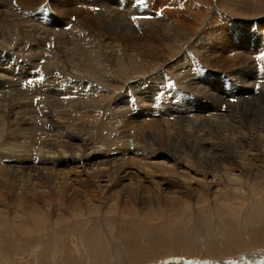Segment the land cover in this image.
<instances>
[{"label": "bare ground", "instance_id": "bare-ground-1", "mask_svg": "<svg viewBox=\"0 0 264 264\" xmlns=\"http://www.w3.org/2000/svg\"><path fill=\"white\" fill-rule=\"evenodd\" d=\"M21 1H24V0H21ZM89 1H90L89 5L91 8H94L95 10H99L100 8L103 9V11L101 12L102 13L101 16L99 14H96V15L99 17L100 20H102L106 23L104 26L106 29L110 30V32H101V33H94L93 32V34H91L87 30L86 31L87 33L86 32L84 33V32H81L82 31L81 30L82 23L80 25V29L76 28L77 24H76V27L73 26L71 28L70 21L67 22L68 19L66 21H64V19H61L59 22V25L62 24V22L64 21L63 24L64 25L66 24L64 27H66V26L69 27L68 31L70 32V34H69V36H68V34H66L68 36L69 40L64 38L65 42L63 44H59V45L57 44L56 45V43H55V45L51 46V48H49V49L47 47L44 48L43 45L39 44L43 48L40 47V49L36 50L29 58V59H32L33 62H34V60H36L38 62L37 64L33 65L32 62H31V64H26L23 60V61H21L22 62L21 65H20V63H18L17 67H15V72H16V74H18V76H16V77L13 76L12 78H10L11 77L10 76V77H8V79L6 77H5V79H3L5 82V85L4 84H2V85H4L5 88L6 87L8 88L6 91L7 93L4 92V93H6V95H16L17 93L19 94L18 90L20 88H27L29 91H31V88L32 89L34 88L33 89L34 94L32 92L33 96L31 94H28V95H31V97L29 96L30 98L28 97L29 99L25 98L28 95L25 97H19L16 101H13V103L9 109H7V110L5 109L6 111L4 113L3 109H4V107L7 106V104H6V106H3V109H2L3 112H1L3 114L0 115V122H1V120H3L4 117H6L7 115L10 114V116H8L7 122H9L10 127L14 128V131H12V132L9 131V134L13 138L11 140H7V141L3 142L2 144H0V154H1L0 155V161L2 160V163L0 164V177H1V175H3L1 178V182L3 183V185H2L3 187H5L9 191L16 188V187H17V189L23 187L22 189L24 190V185L26 186L27 182H29L31 180V182H29V184L32 183L30 185H32L37 190L38 187L40 186V180H38L39 177L44 178L45 176L47 177V178L45 177V179L51 180V182H56L57 180H61V181H58L56 183V186L64 185L67 183H70L74 186V183L83 182V180H81L80 177L85 176V178H87V182L90 183L89 186H95V185H93L92 181L98 182V178L103 177V175L115 176L114 174L117 173L120 176V177H118V179L120 178L119 179V183H120V181L123 182L125 179L131 180L132 177H134L132 175L135 172H143V173L150 175V176H152L155 173H156L155 175H157L159 171H161L162 173L163 172L166 173L167 172L166 170L168 168H166V170H165L163 168L164 166L161 165L160 161H159L160 164H158V162L156 160L162 158L163 156H168V155L163 154V152L161 154L160 153L161 151H159V152L154 151V150L149 151L148 150L149 147L151 149L152 146H145L143 144L145 147H148V149L146 150L145 147L143 145H141V143L137 139H135L134 129L122 131V133H124V132L126 133L125 135L122 134L124 139L119 138V141L117 140L115 146H113V145L109 146V144H107L106 148H105L104 145L103 146L100 145L101 143L100 144H94L93 141L96 142V140H91L89 138L91 140L90 141L87 137L76 133L73 130V127L71 128L72 124L69 125L70 123L68 121L69 119H71V115L69 113H71L72 111H75V114L76 113L79 114L81 112L85 113V112L90 111V108L94 107V106L96 108L102 109L101 103H103V102H105V103L111 102V104H109L111 109H109V110H113L114 112L115 111L117 112V111H123L124 108L122 110L119 108H121L122 106L124 107V105L127 106V109L129 108L128 107L129 104L131 106H135L136 105L135 100H139L138 108H136L137 106H135L137 111H140V114H138L139 115L138 117L140 118V120L143 118V120L141 122L143 128H145L147 130L150 129L151 131L153 130V132L156 133L154 135V138L160 137V135L165 134L164 137L166 138V141L168 142L167 145L171 142L178 143V141L184 139V141H185L184 147H186V148H184V149L181 148L182 150L179 152L177 151V153L174 155L175 164L177 165V170H179V171L177 172L176 169L173 170L170 167L172 172L177 173V175H176L177 177L178 176L182 177V175L186 176L185 180L180 178V180H179L180 184L178 186V189L176 190V191L182 192L183 194L185 193L184 196H187L186 193L190 192L193 189V187H192L193 182H192V180H190L192 178L191 177H190V179L188 178V176L191 174L184 169H187L188 171H190L191 169H193L195 171L198 170V172H200L201 174L202 173L208 174V175L211 174L213 177H215V178L217 177V175L213 172V167L211 166V164L208 163L207 161L201 159L202 156L208 158L209 155H216V153L219 155H222L221 153L225 152V150L219 148L220 144L216 142L217 139H216V141L213 139V137H214L213 134H215L216 138H221V134L226 135V136L232 135V137L235 140H237V143H239L238 141L241 140L240 141L241 143L237 145L238 153H239V149H241L240 145L243 143H246L247 145L249 143H252V144L255 143V145L258 146L257 148H259V147L261 148L262 146H264V95H262L260 97H256L255 93L251 89V86H254L260 92H264V84L262 86H259L260 82L257 85V83L255 81L254 82L251 81V80L257 81V79H255V74H254V70H253L254 67H256L255 66L256 60L253 59L251 57V55L249 54L250 51L256 52L264 60V42L260 43V45H259V38H258L257 34L253 35V36H255L253 43H247L246 44V46L248 48L245 47V41L244 40L242 41L243 37L251 39L252 34L249 33L248 30L252 28V25L257 24L256 25L257 31L259 33L264 32V21H261V19H260L261 15H264V0H252L251 2H249V1L245 2L243 0H213L212 3L213 4L215 3V7H217V4L222 7V9L219 8L218 10H220V11L223 10L222 11L223 13H219V12L215 13L214 8L212 10L208 11L207 8H209V7L206 8V5L203 4L202 0L199 2L197 1L196 4H193V3L189 4L188 1L184 2V0H147V2L149 4V9L150 8L152 9L151 4L154 3L155 4L154 8H156V10H157L156 12L157 13H158V11L161 12L158 15H156V13H153L152 17L150 16L149 19H147V17L143 18L146 13H150L149 10H146V8H145L146 0H116V1L115 0H89ZM17 2H19V1L17 0ZM11 3H12V0H0V7L1 8L5 7L3 9L0 8V10H3V11H1V13H5L6 18L13 15L12 17H14V20H15V19L19 18V17L15 18V16L17 17V15L20 13H18V12L15 13V12L19 11L20 6L13 8V5H15V6H17V5L15 2H14L15 4L12 3L13 5ZM9 4L11 5L10 8H8ZM21 5H22V3H21ZM97 6H100V8ZM231 8H232V10H230ZM233 8H236V9L233 10ZM5 9H8V11L7 10L5 11ZM9 9H11V10H9ZM14 10H15V12H14ZM242 10L245 12L244 13L245 15L244 14L242 16H236L235 15L236 11L238 12V11H242ZM22 11L23 10H21L19 12H22ZM42 12L45 15H40L38 13L35 15L36 18L33 17L34 18L33 21L31 20V23L33 24V22H34L35 23L34 26H36L34 33L37 34V32H38L39 36L40 35L43 36V34L47 35L48 32L50 33V31L51 32L54 30L57 31L59 28L49 29V28L45 27V23H46L45 19L49 16H48L47 12H45V11H42ZM22 13H25V12H22ZM136 14H138V15L134 16ZM218 14H221V16H218L216 18V16ZM21 15H23V14H21ZM26 15L29 16L30 14L26 13ZM26 15H24V16H26ZM60 16H63V15H60ZM67 16H68V14H67ZM118 16H119V20L115 21V19H113V18L114 17L118 18ZM22 19H23V16H22ZM36 19H38V21ZM73 21H74V19H73ZM246 21H248V27H246V25H244V24H247ZM7 22H8V20H7ZM22 22H23V20H22ZM76 22H74V23H76ZM1 23H2V21H1ZM18 23L20 25V22H18ZM24 23L27 24L29 22L26 23V20H24ZM77 23H80V22H77ZM15 24H17V23H15ZM19 25H18V27H19ZM1 26L3 27L4 25H0V27ZM228 27H230V28H228ZM8 28L9 27H7V29ZM27 28L28 27H26L25 30H27ZM7 29H6V31H7ZM63 29L64 28L60 29L59 31H61V30L64 31ZM137 29H142L143 30L142 32H144V34L151 36L152 42L145 43L147 45V47H146L147 50H149L150 54H151V57L149 58V60H151V62H153L157 65L161 62L160 60H162V57H164V58L168 59V63L165 65V68L163 67L164 69L162 70V72L159 75H157L158 77H156V75H154V76L151 75L150 77L148 76L147 79L156 80L152 86H151V84L148 86H144V84H143V87H141L140 82H137L135 84H133V83L131 84V82L129 81L130 84L124 89L121 87V85L123 83H128L129 79L130 80H131V78L133 79V77H131V75L128 71L132 70L136 74L141 73L143 71L145 65H146V63L144 65L143 57H144V55L148 56L149 51L142 49L141 54H135V55H138L139 57H134V58H131L128 60H124V59L120 58V56L113 49H111L114 47V45H110L109 43H110V40L115 35H117V37H120V39H118V42H120L121 38L126 36V35H124L126 33L128 36H129V34L134 36L135 34H137L140 31V30L138 31ZM3 30L4 29H2V31ZM6 31L4 32V35L5 34L8 35L9 31H7V32ZM22 31H24V30H22ZM68 31L66 32V30H65L64 32L68 33ZM57 32H54V33H57ZM79 32H80V34H79ZM21 34H23V33H21ZM21 34H19V35L21 36ZM25 34L27 35L26 32H25ZM110 34H111V36L109 37ZM7 35H5V36H7ZM26 35H23V36L25 37ZM23 36H21L19 38L23 39ZM72 36L77 37V39L80 38V40L76 41L77 43L74 44L72 47H70L69 45L71 44V38L74 39V37H72ZM128 36H126V37H128ZM1 37L3 39L4 36L2 35ZM51 37H53V35H51ZM126 37H125V39H126ZM40 38H42V37H40ZM8 39H10V38H8ZM14 39H11V40L14 41ZM0 41H1V39H0ZM17 42H19V41H17ZM43 42H45V41H43ZM9 44H10V42H9ZM162 44H163V47H162V50H160V45H162ZM80 45H83V46L81 47ZM20 46H22V45L20 44ZM127 47L130 48V46H127ZM131 47L137 49L136 47H134V45H131ZM26 49H27V47H26ZM74 49H79L80 52H84V50H85V52L88 51V53L95 54L94 59L96 60V63H95L96 65L93 64V65H95V67H93V69H95V72L92 73V75L89 76L86 72H85L86 73L85 74L80 68H78L75 65V62L77 60H79L77 51L75 52V54H73L72 60L70 59V57H71L70 54L68 53L69 54L68 55L66 52L73 51ZM192 49H194L195 53L193 52L194 56L192 55V57H190L188 55V52L191 51ZM235 49L240 51V52H238L239 53L238 57H240L241 54L246 55V58L249 59L248 66L242 65V66H233L232 68L229 67V65L232 63V59L227 58L228 53L230 51L234 52L233 50H235ZM164 50H165V52H164ZM208 51H211L214 53H211L209 55L208 59H203L202 54H204ZM218 53L220 54V57H219V55L214 56L215 54H218ZM198 54H200V55H198ZM23 55H25V54H23ZM19 57H20V54H19ZM87 57H90V56L88 55ZM173 57H175V58H173ZM235 57L236 56L233 57L234 58L233 61H235ZM90 58H92V57H90ZM171 58H173L172 60H174V61H171ZM86 60H87V58H86ZM18 62H20V61H18ZM78 62H80V61H78ZM188 63L190 64V66L189 65L187 66ZM86 64L87 63H85V65ZM149 64L150 65H148L147 71H149L152 67L151 63H149ZM176 64L180 68L178 69L177 72L175 71L173 73L172 71L174 70V67H176ZM193 67H195L194 68L195 70L192 72ZM86 71H88V70H86ZM147 71H144L143 74L147 75L149 73H152V72H147ZM212 71L215 73L213 75V79L211 78V72ZM191 72H192V74H191ZM111 73H113V76L115 77L117 85L112 84L111 86H108L107 84L104 83L106 80L108 81L110 79L109 76L111 75ZM222 73H226V74L232 76L233 81H235V82H236V79H240L241 82L243 83V87L246 86L247 94L249 93L248 98H243L241 93H237L238 88L234 89V90H236L234 92H233V89L231 88L230 95L227 96L224 89H223L224 83H223L222 79L220 78V75H222ZM7 74H9V72ZM155 74H156V72H155ZM139 75H141V74H139ZM146 77H145V79H146ZM119 78L121 80H119ZM162 78H164L168 83L167 82L166 83L161 82L160 80ZM0 79H2V78H0ZM140 79H141V77H140ZM49 81H51V82H49ZM61 81H63V82L66 81L65 82L66 84L68 81H70V82L73 81V84L71 83L72 87L75 84L74 81H76L77 83L79 82L80 86H78L79 88L77 87V84H76V86H74V88L75 87L78 88L77 90H71V89L70 90H67V89L61 90V88H63V87H60L61 85H59ZM140 87H141V89H139ZM38 88H39V90H38ZM0 89H2V88L0 87ZM137 89H139V90H137ZM80 90L83 91L84 93L79 94V92H81ZM116 90L120 91L119 94H116L114 97H112L114 91H116ZM29 91H27V92H29ZM115 93H117V92H115ZM141 93H143L145 95L147 93V94H149V96H145V95L142 96ZM24 94H26V93H24ZM171 94H174L173 98H175L177 100L178 105H179V109H178V107H177V109H171L172 107L168 108L169 106H167V109L164 110L165 109L164 102L163 101H162V103L160 102V96H163L162 98H164L166 100L169 96H172ZM68 95H73V98L68 96ZM64 97H66V98H64ZM139 97L145 98L144 101H150L152 104L148 103L149 105L148 104L145 105L146 102L142 103V101H140V99H138ZM229 97H237V100H238L237 103L238 104L236 102L235 103L239 106L230 102ZM244 97H246V96H244ZM219 98H224L225 100H222ZM124 99L126 101H124ZM168 100H169V98H168ZM117 101H119V103H117ZM214 101H218V102L223 103L224 104L223 107H226V112L223 113L220 110V113H218L219 111L216 113V111L218 109H217V106L214 105ZM97 102H99V104ZM195 102H198L200 107H194L193 105ZM218 102H217V105H218ZM221 103H219V105ZM121 104H122V106H121ZM1 105H2V103H1ZM109 105L107 107H109ZM111 105H114L116 107L115 108L113 107V109H112ZM220 106H218V107H220ZM157 107L162 108V109L160 111L154 110V111H152V113L145 114V112L148 111V109H157ZM223 107H220V108H223ZM234 107H235L236 111L232 112V109ZM133 108L134 107H132V110H135ZM193 108H194V110L200 109L202 111V113H201V111L200 112L198 111L200 115H197L198 113L196 112L197 114L192 116V112L194 111V110H192ZM107 110H108V108H107ZM223 110H224V108H223ZM129 111L130 110H128V113H130ZM148 112H150V111H148ZM127 116H128V114H127ZM75 117H73V118H75ZM83 117H84V115L82 116L81 119H83ZM116 117H114V118H116ZM90 118H91V115H90ZM119 118H120L119 121L121 122V118H123L122 113L119 115ZM78 119H80V117H78ZM88 119H89V117H88ZM83 120L85 121V119H83ZM71 121H72V119H71ZM144 122H146V123H144ZM133 124H135V123H133ZM179 125H181V126H179ZM79 126H81V125L79 124ZM126 126L127 125H124V127H126ZM78 127H77V129H78ZM129 127H131V125ZM129 127H126V128H129ZM140 128L141 127H139V129ZM226 128H228V129H226ZM185 129H186V133H184V136H183L184 138H183L180 135V133L185 131ZM140 130L138 132H140ZM80 131H78V132H80ZM88 131H91V130H89V128H88ZM93 131H94V129H93ZM118 133H120V132L118 131ZM90 134H91V132H90ZM141 134L147 136L149 133L146 131H142ZM114 135H116V134H114ZM142 135H139V137H141ZM190 136L194 137V141L192 143L189 142ZM230 136H229V138H230ZM101 138L103 139L102 136H101ZM225 138H228V137H225ZM96 139L98 141V138H96ZM103 140H101V141L103 142ZM144 140H145V138H144ZM107 141H104V142H107ZM115 141H116V139H115ZM248 141H250V142H248ZM194 142H195V144L197 143L198 146L196 147L194 145L196 148L191 149L190 147H192ZM143 143H145V142H143ZM15 144L18 146H16ZM102 144H105V143H102ZM177 145H179V144H177ZM158 147H159V145H158ZM235 147H236V145H235ZM247 147L248 146H246V148ZM187 149L190 152L197 153V155H196L197 157H195L194 158L195 161H193L195 164L190 162L189 161L190 159L185 158L190 153V152L189 153L187 152ZM258 151H260V150H258ZM256 153H257V150L253 154V157L255 159H257V161L260 160V158L258 159L257 156H262V155L264 156V153H262V154H260V153L256 154ZM131 154H133V157ZM120 155L123 157H127V158H121ZM240 158H241L240 161L242 160V162L241 163L237 162L238 165H237V167L235 166L236 168H234V169H232V167H231V169H227L225 166L219 167L223 171H226L228 173V176H229L228 177L226 175L229 179L228 178L223 179L224 177L220 178L221 183L223 180H229L230 183H233L230 179H238L241 181L242 175L245 173H249L250 175H248V177H251V178H257L258 176L262 177V175L264 174V169H263L264 167L261 166L260 163H257L256 166L254 164H253V166H251L250 162L245 160L243 153L241 154ZM118 159H120V160H118ZM261 159H263V157ZM8 160L12 161L13 163L12 164H10L11 162L7 163ZM191 160H193V159H191ZM220 160H221V158H220ZM252 160H254V159H252ZM4 161H6V162H4ZM236 161H237V159H236ZM254 161H256V160H254ZM133 169H135V170H133ZM157 170H159V171H157ZM168 171H169V169H168ZM181 171L182 172L186 171V172L185 173L183 172V174H182ZM161 172H159V174H162ZM97 175H100V176L98 177ZM166 175L169 176V174H166ZM95 176H97L98 178L94 179ZM184 176H183V178H185ZM35 177H37V178H35ZM88 177H90L91 179ZM153 177H154V175H153ZM192 177H194V176H192ZM206 177H205V180H207ZM239 177H241V178H239ZM11 178H15V179L13 180ZM156 178H158V177H156ZM156 178H153V179L156 180ZM118 179H116V180H118ZM158 179H161L160 180L161 183L167 182L166 181L167 178H158ZM164 179H166V180L163 181ZM104 180H105V178H104ZM168 180H169V178H168ZM246 180L247 179H245V181ZM23 181H24V183H23ZM114 181H115V179H114ZM154 181H152V182L154 183ZM115 182H114V184H116ZM142 182L143 181H141V179H137V180L135 179V181H132V182H130V181L125 182L124 183L125 185H122L121 187L118 186V189H116V190H113V189L110 190L109 189L110 192H108V191L103 192L102 190L97 189L98 188L97 186L95 188V187H89L87 185L82 184L86 189L80 190V188L77 187V189H76L74 186V188L72 189V193H74V194L72 196H69L70 197L69 199H70L71 203L76 201V203L78 205H81L80 204L81 202L82 203L85 202L86 204H88V206L94 207L97 210H102V209H104V207H108L106 209L111 210L109 207L111 204L108 206L107 204H105V201L103 199L106 196V192H108L109 195L110 194H112L113 196L116 195L115 196V207H119L118 205L120 203H123L122 207L129 209L130 207H128V206H130V203L128 200H125V199L123 200V197L135 196L138 199V194L147 190V189H143V187L141 186ZM144 182H146V181H144ZM216 182L218 184V181H216ZM153 183H152V188H153ZM149 184H151V183L149 182ZM196 184H198V183H196ZM205 184L206 183H204V185ZM97 185H99V184L97 183ZM136 186H139V189L136 188ZM145 186H147V185H145ZM206 186H204V187H206ZM115 188H117V187H115ZM208 188H210V186H208ZM194 189H195V187H194ZM30 190L31 191H29V190H27V191L28 192L33 191V189H30ZM211 190H212V188H211ZM217 191H219V190H217ZM36 192H38V191H36ZM171 192H173V191L171 190ZM118 193L121 194V198H119L117 196ZM148 193L150 194L151 192H148ZM163 193H165V192L163 191ZM151 194H150V196H151ZM206 194H203V195H206ZM2 195H4V194H2ZM142 195H144V194H142ZM139 196H141V195H139ZM150 196L148 195V196H145L144 198L139 199V201L141 202V205L143 204V207H140L141 209L147 211L149 206L150 207H153L156 205L161 206L162 201H160L158 199L160 196L158 198H155L156 196L155 197H152V196L150 197ZM171 196H173V195H171ZM17 197L18 196H15L13 198L11 197V199H16ZM66 197H68V196H66ZM81 197H83V199H78ZM63 198H65V196ZM84 198L86 199L85 201H84ZM204 198H206V197H204ZM207 198H208V196H207ZM95 200L97 202L94 204L92 201H95ZM199 200L201 201V199H199ZM182 201H184V200H182ZM196 203H200V202H198V200H197ZM181 204L182 203H180V205ZM187 204H188V202H187ZM187 204L185 202V205H187ZM170 206H171V204H170ZM172 206H174V205H172ZM0 208H2V207H0ZM0 213H2V212L0 211ZM16 213L17 212H15V214ZM148 213H149V210H148ZM143 215H145V214H143ZM148 218L151 220L150 217H148ZM153 219H152V221H153ZM149 227H150V225H149ZM223 227L224 226H222V228ZM226 228H227V231L225 233V236H228L227 237V240H228L227 243H225L226 242L225 241L224 244H221L222 246H220V245H218L219 243L216 244V242H215V244L211 248L212 249L211 253H215V255H219V256L222 254V256H223V254H225L227 252H231V253L234 252V251H231L233 249H237L238 251L249 250V248H258V249L263 248L264 249V227L259 228V229H255L254 231H251V232H248V235L251 237L250 242L242 240V238L240 237V235L238 233L233 232L234 231L233 228H231L229 226L228 227L226 226ZM234 228H236V227H234ZM121 229H122L121 231H118L119 232V241H121V243L124 246L127 254L130 255L129 258L127 257L128 259L125 261L124 264H140L141 262H138V261L151 260L152 257L154 258L156 255L171 254L172 250H176L178 248H183V252H186L188 250L187 244H189V243H186L187 240H185L184 238H182V243L175 242V241L170 242L168 240L170 234L169 235L163 234V237L161 239H159V241L157 240V244L160 247V249H162V250L150 251L149 247L143 248V246L140 243V240L138 239L137 236H133L132 239L131 238L127 239L126 235H128L129 233L126 232V229H124L122 227H121ZM151 229H152V227H151ZM156 233L158 234V232H156ZM244 235L246 236V234H244ZM155 236H157V235H155ZM217 236H218V234H217ZM159 237H161V236H159ZM246 238H248V237L246 236ZM237 239H239V240H237ZM15 240L20 241V238L15 237ZM188 240H189V238H188ZM220 242L223 243L221 240H220ZM1 243L2 242H0V244ZM150 244H152V242H150L148 245H150ZM191 244H194V241L192 239H191ZM5 246H6V249L10 248V246H11L10 241H7ZM191 247H192V245H191ZM195 247H194V249H195ZM257 251H259V250H257ZM198 252L200 253L199 249H198ZM205 253L206 252H204V254ZM7 254H9V253H7ZM182 254H185V253H182ZM243 254H245V253H243ZM260 254L261 253H259V255ZM197 255H199V254H197V252H196L195 257ZM253 256H254V254H253ZM209 257H210V255H209ZM66 258H67V256H66ZM164 258L165 259H163V260H161L162 258L159 259V260H161L160 264H170V263L176 264L175 261L167 263V261L170 260V259H168L169 257L168 258L164 257ZM219 258H221V256ZM205 259H203V260H205ZM214 259H212V260H214ZM257 260H263L264 261V252L263 251H262V254L260 255V257L257 258ZM189 261H191V260L188 259V262ZM225 262L227 263L228 261L226 260ZM145 263H149V262H145ZM182 263H183V261H182ZM202 263H204V262H202ZM157 264H159V263H157ZM186 264H188V263H186Z\"/></svg>", "mask_w": 264, "mask_h": 264}, {"label": "rangeland", "instance_id": "rangeland-1", "mask_svg": "<svg viewBox=\"0 0 264 264\" xmlns=\"http://www.w3.org/2000/svg\"><path fill=\"white\" fill-rule=\"evenodd\" d=\"M18 1L19 2H17V0H12V3L15 2L17 6L13 5L12 3L11 4L13 5V8L20 6L21 8L19 7V11L23 10L22 12H25V13H22L19 11L15 12V10H14L15 13H17V12L20 13L17 15V17L14 15L15 18L19 17L18 18L19 20L15 19L16 20L15 21L14 17H12L13 15L6 18L5 13H1V11H3V10H0V23H1V21L3 23V24L1 23L0 25H4L3 26L4 28L2 26H1L2 28L0 27V37L2 35L4 36L3 39H2V37L0 38L1 39V41H0V71H1L0 72L1 73L0 78H2V79H0V87L2 88V89H0V92H1L0 93V115L3 114L1 112H3L2 111L3 106H6V104H7V106L4 107V109H3L4 113L7 109H9L11 107L13 101H16L19 97H25L28 94H31L33 96V94H34V92H33L34 88L33 89L31 88V91H29L27 88H20L21 90L20 89L18 90L19 94L17 93L16 95H6V93H7L6 91L8 88L7 87L5 88V86H4L5 82L3 79H5V77L8 79V77H10V76H11L10 78H12L13 76L14 77L18 76V74H16V72H15V67H17L18 63H20V65H21L22 64L21 61H23V60L26 64H31V62L33 63V65L37 64L38 62L36 60H34V62H33V60L29 59V58L36 50H39L40 47L41 48L47 47L49 49V48H51V46L55 45V43H56V45L57 44L58 45L63 44L65 42L64 38L68 39V36L70 34V32L68 31L69 27H67V26L64 27L66 25V24L65 25L63 24L64 21H66L68 19L67 22L70 21L71 28L73 26L76 27V24H77V27H76L77 29L78 28L80 29V25L82 23V25H81L82 31L81 32H84V33L87 30L91 34H93V32L94 33L110 32V30L106 29L104 26L106 23L104 21L100 20L99 17L96 15V14H99L101 16L102 15L101 12L103 11V9L100 8V6H97L100 8L99 10H95L94 8H91L89 5V3H90L89 0H82V1L81 0H78V1L77 0H44V1L43 0H30L31 2L29 0L28 1L27 0H24V1L18 0ZM187 1L189 4L190 3L196 4L197 1L199 2L201 0H190V1L184 0V2H187ZM202 1H203V4L206 5V8L209 7V8H207L208 11L212 10L214 8L215 13L216 12L217 13L218 12L223 13L222 12L223 10L222 11L218 10L219 8L222 9V7L218 4H217V7H215V3L214 4L212 3L213 0L212 1L211 0H209V1L208 0L207 1L202 0ZM243 1L251 2L252 0H243ZM21 3L23 6L21 5ZM10 6L11 5L9 4L8 8H10ZM151 6H152V9L151 8L149 9V4L146 0L145 8H146V10H149L150 13H146L145 16L143 15L144 16L143 18L147 17V19H149L150 16L152 17L153 13H156V15L161 13L159 11H158V13L156 12L157 10H156V8H154L155 7L154 3H152ZM3 8H5V7H3ZM3 8H1V9H3ZM235 9L236 8H233V10H235ZM6 10L8 11V9H5V11ZM9 10H11V9H9ZM230 10H232V8ZM42 11L47 12L48 16H49L45 19V22L47 23V24L45 23V27L49 28V29L59 28L57 30L58 32L56 30L52 31L53 33L50 31V33L48 32L47 35L43 34V36L42 35L39 36L38 32H37V34L34 33L36 26H34L35 25L34 22H33V24L31 23V20L33 21V19L36 18L35 15L38 13L40 15H45ZM26 13L30 14V15L27 16ZM244 13L245 12L243 10L238 11V12L236 11L235 15L236 16H242ZM21 14H23V15H21ZM67 14L69 17L67 16ZM24 15H26V16H24ZM60 15H63V16H60ZM137 15L138 14H136L134 16H137ZM22 16H23V19H22ZM218 16H221V14H218L216 16V18ZM61 19H64V21L62 22V24L59 25V22ZM73 19H74V21H73ZM113 19H115V21H117V20H119V16H118V18L114 17ZM260 19H261V21H264L263 20L264 15H261ZM7 20H8V22H7ZM22 20H23V22H22ZM24 20H26V23L27 22H29V23L25 24ZM36 20L38 21V19H36ZM17 21L20 22V25ZM76 21L80 22V23H77ZM72 22L73 23L76 22V23L73 24ZM246 22H247V24H244V25H246V27H248V21H246ZM15 23H17V24H15ZM18 25H19V27H18ZM256 25L257 24L252 25V28L248 30V32L252 34L251 39H248L245 37L242 38V41L243 40L245 41V47L246 48H248L246 46L247 43H253L254 42L255 36H253V35H255V34L258 35L259 45H260V43L264 42V32L259 33L256 29ZM7 27H9L11 30L9 28L7 29ZM26 27H28L27 30H25ZM62 28H64L63 29L64 31L65 30H66V32L68 31V33L64 32L62 30L59 31ZM228 28H230V27H228ZM2 29H4L5 31L7 29V31H9L8 35L5 34L7 36L4 35L5 31L4 30L2 31ZM21 29L24 31H22ZM137 30L138 31L140 30L138 32L139 34L137 33L134 36L129 34V36H128L126 33L124 35H126L128 37L124 36L123 38H121L120 42H118V39H120V37H117V35L113 36V38L110 40L109 44L114 45V47L111 49H113L120 56V58H122L124 60H128V59H131L134 57H139L138 55H135V54H141L142 49L147 50V48H146L147 45L145 43L152 42L150 35L144 34V32H142L143 31L142 29H137ZM14 31L15 32L17 31V32L15 33ZM19 31L23 34H21ZM25 32L27 33V35L28 34L29 35L27 36L25 34ZM54 32H57V33H54ZM19 34H21V36H23V35H26V36L25 37L23 36V39H22V38H19V37H21ZM66 34H68V36ZM79 34H80V32H79ZM51 35H53V37H51ZM110 36H111V34L109 35V37ZM40 37H42V38H40ZM72 37H74V36H72ZM125 37H126V39H125ZM8 38H10V39H8ZM11 39H14V41ZM72 39L73 38H71V44L72 45L70 44L69 45L70 47H72L74 44H76L77 43L76 41L80 40V38L77 39V37H74L73 40ZM17 41H19V42H17ZM43 41H45V42H43ZM9 42H10V44H9ZM20 44L22 46H20ZM39 44L43 45V47ZM131 45H134V47H136L137 49L132 48ZM80 46L82 47L83 45H80ZM127 46H130V48H128ZM26 47H27V49H26ZM162 47H163V44L160 45V50H162ZM76 51L78 52L79 60H77L76 62L74 61L75 65L78 68H80L84 73L86 72L89 76L92 75V73L95 72V69H93V67H95V65H96L95 64L96 60L94 59L95 54L88 53V51L85 52V50H84V52H80L79 49H74L73 51L66 52L67 54L68 53L70 54L71 60H72L73 54H75ZM147 51H149V50H147ZM233 51L234 52L230 51L228 53L227 58L232 59V63L229 65V67L232 68L233 66H242V65L248 66L249 59L246 58V55L241 54V56L238 57L239 56L238 52H240V51L237 49H235ZM164 52H165V50H164ZM193 52H194V49L189 51L188 55L190 57H192V55L194 56ZM148 53H149L148 56L144 55V57H143L144 65L146 63L147 66L145 65L143 71L141 73H139L141 75L136 74L132 70H129L128 72L130 73L131 77H133V79L131 78L132 81L129 79L128 83H123L121 85L122 88L125 89L130 84V82H131V84L132 83L135 84L137 82H140L141 87H143V84H144V86H148L150 84L152 86L153 83L156 81V80L147 79V78H148V76L150 77L151 75H153V76L156 75V77H158L157 75H159L162 72V70L165 68V65L168 63V59L162 57V60H160L161 62L156 65L155 63L151 62V60H149V58L151 57V54H150V51ZM211 53H214V52L208 51V52L202 54V58L208 59L209 55ZM19 54H20V57H19ZM23 54H25V55H23ZM249 54L251 55V57L253 59L256 60L255 61L256 67H254L253 70H254V74H255V79H257V81L256 80H251V81L252 82L255 81L257 83V85L260 82L259 86H262L264 84V60L256 52L250 51ZM88 55L92 58L87 57ZM198 55H200V54H198ZM217 55H219V57H220L219 53L215 54L214 56H217ZM232 56L233 57L236 56L235 61H233L234 58ZM175 57H173V58H175ZM86 58H87V60H86ZM173 58H171V61H174V60H172ZM18 61H20V62H18ZM78 61H80V62H78ZM85 63H87V64L85 65ZM149 63H151L152 67L149 71H147L148 65H150ZM93 64H95V65H93ZM188 65L190 66L189 63L187 64V66ZM179 68L180 67L176 64V67H174V70L172 72L173 73L175 71L177 72ZM194 68L195 67H193L192 72L195 70ZM86 70H88V71H86ZM144 71L152 72V73L144 75L143 74ZM8 72H9V74H7ZM155 72H156V74H155ZM192 72H191V74H192ZM214 74L215 73L212 71L211 72V78L212 79H213ZM140 77H141V79H140ZM145 77H146V79H145ZM109 78L110 79L108 81L106 80L104 82L105 84H107L108 86H111L112 84L117 85V82L115 80V77L113 76V73H111ZM220 78L222 79V81L224 83L223 89H224L227 96L230 95L231 88L233 89V92L236 91L234 89L238 88L237 93H241L243 98H248L249 93L247 94L246 86L243 87V83L241 82L240 79H236V82H235V81H233V77L226 74V73H222V75H220ZM119 80H121V79L119 78ZM160 81L164 82V83L167 82L164 78H162ZM49 82H51V81H49ZM65 82L66 81L60 82V84H59V85H61L60 87H63V88H61V90H63V89L77 90L79 88L78 86H80L79 82L77 83L76 81H74L75 82L74 86H76V84H77L78 88L77 87L74 88V86L73 87L71 86L73 84V81H71V82L68 81L67 84ZM2 84H4V85H2ZM141 87L139 89H141ZM139 89H137V90H139ZM251 89L255 93L256 97H260V96L264 95V92H260L254 86H251ZM38 90H39V88H38ZM27 91H29V92H27ZM4 92H6V93H4ZM32 92H33V94H32ZM115 92H117V93H115ZM119 92L120 91H117V90L114 91L112 97H114L116 94H119ZM24 93H26V94H24ZM82 93H84V92L83 91L79 92V94H82ZM31 95H28L25 98L29 99L31 97ZM141 95L144 96L145 94L141 93ZM171 95L172 96L168 97L169 100H168V98L165 100L164 98H162L163 96H160V102L161 103H162V101L164 102V106H165L164 110L167 109V106H169L168 108L172 107L171 109H177V107L179 109V105H178L177 100L175 98H173L174 94H171ZM68 96L73 98V95H68ZM145 96H149V94L146 93ZM244 96H246V97H244ZM64 98H66V97H64ZM229 98H230L229 99L230 102H232L233 104H236L238 101L237 97H229ZM125 99H124V101H126ZM138 99H140V101H142V103L146 102L145 105L148 103L152 104L150 101H144L145 98H143V97H139ZM219 99L225 100L224 98H219ZM138 102H139V100H135V104H136L135 106H137L136 108H138ZM217 102L218 101H214V105L217 106V109H218L216 111V113L218 111H219L218 113H220V110L223 113L226 112V107H223L224 104L221 102H218V105H217ZM1 103H2V105H1ZM97 103L99 104V102H97ZM117 103H119V101H117ZM219 103H221L220 104L221 106L219 105ZM101 104L100 105H101L102 109L96 108L94 106V107L90 108V111L85 112V113L81 112L79 114L78 113L75 114V111H72L71 113H69L71 115V119H72V121H71V119L68 120L70 123L69 125L72 124L71 128L73 127V130L76 133L81 134V135L87 137L88 139L90 138L91 140H96V142L93 141L94 144H100L101 143L100 145L101 146L104 145L105 148H106L107 144H109V146H112V145L115 146L117 140L119 141V138L124 139L122 134L125 135L126 133L125 132L122 133V131L134 129V137H135V139H137L141 143V145L144 144L145 146H152L151 149H150V147L148 149V147H145L143 145L146 150L148 149L149 151L154 150V151H158V152L161 151L160 152L161 154L163 152V154L168 155V156H163L162 158L157 159L156 161L158 162V164L161 163V165L164 166L163 168L165 170H166V168H168L169 171L167 169L166 173H164V172L162 173L161 171L157 170V171L161 172L162 174H159V172H158V174L155 175L156 174L155 173V174H153L154 177H153V175L150 176V175H147L143 172H135L132 175L134 177H132L131 180L125 179L123 182L120 181V183H119L120 178L118 179V177H120V176L117 173L114 174L115 176L103 175V177H100V178H98L100 175H97L98 177L95 176L94 179L98 178V182L92 181L93 185H95V186H89L90 183L87 182V178H85V176H81L80 179L83 180V182L74 183V186L76 189L78 187V188H80V190H85L86 188L82 185V184H84V185H87L89 187H95V188L97 186L98 187L97 189L102 190L103 192L104 191L110 192L109 189L110 190H112V189L116 190V189H118V186L121 187L122 185H125L124 184L125 182H129V181L132 182V181H135V179L136 180L141 179V181H143L141 183V186L143 187V189H147V190H145L146 192L141 191L142 193L138 194V199L135 196L123 197V200L125 199V200L129 201V203H130V206H128V207H130L129 209L122 207L123 203H120L118 205L119 207H115V196L116 195H114V196L112 194L109 195L108 192H106V196L103 199L105 201V204H107L108 206L111 204L109 206L111 210L106 209L108 207H104V206H103L104 209L97 210L94 207L88 206V204H86L85 202H83L84 204L81 202L80 203L81 205H78L76 203V201H74V202L72 201L73 203H71L69 196H72L74 194V193H72V189L74 188V186L70 183L56 186V183L58 181H61V180H57L56 182H51V180L45 179L46 176L44 178L39 177L38 180H40V186H39L40 188L38 187L37 190L32 185H30L32 183L29 184V182H31V180H30L29 182H27V185H26L27 187L24 185V190L22 189L23 187L18 188V189L16 187V188L9 191L5 187L2 186L3 183L1 182V178L3 175H1V177H0V191H1L0 192V207H2V208H0V211L2 213H0V242H2V243L0 244V264H124L125 261L130 257V255L127 254V252H126L124 246L122 245L121 241H119V232L118 231L122 230L121 227L126 229V232L129 233L128 235H126L127 239H129V238L132 239L133 236H137L138 239L140 240V243L142 244L143 248L149 247L150 251L162 250L158 246L157 240L159 241V239H161L163 237V234L164 235L170 234V236L168 238V240L170 242L175 241V242L182 243V238H184L185 240L188 241V242L186 241V243H189V244H187L188 245V250H187L188 252L187 251L183 252V248H178L176 250H172L171 254L156 255L154 258L152 257L151 260L138 261V262H141L140 264H157V263L160 264V261L165 259L164 257H167V258L169 257L168 259H170V260H168L167 263L175 261L176 264H186V263H188V264H201L202 262H204L202 264H228V263L229 264H255V263L256 264H264L263 260H257V258L260 257V255L262 254V251L264 252L263 248H259V249L258 248H249V250H240V251H238L237 249H233L231 251H234L235 253L234 252H232V253L227 252V253L223 254V256L221 254L220 255L221 258H219L220 257L219 255H215V253H211L212 252L211 248L213 247L215 242H216V244L219 243L218 245H220V246H222L221 244H224L225 241H226L225 243H227V241H228L227 237L228 236H225V233L227 231L226 226L233 228L234 229L233 232L238 233L240 235V237L242 238V240H245L247 242L251 241V237L248 235V232H251V231H254L255 229H259V228L264 227V176H263L264 174L262 175L263 178L261 176H258L257 178H251V177H248V175H250L249 173H245L242 175V178L239 177V178H241V181L238 179H230L233 183H230L229 180H223L221 183L220 178L224 177L223 179H227L229 176H228V173L226 171H223L221 168H219L222 166H225L227 169H231V167H232V169L236 168L238 163L242 162V160L240 161V159H241L240 156L242 153L244 154L245 160L249 161L251 166H253V164L256 166L257 163H260L261 166L264 167V156L263 155L257 156L258 159L260 158V160H258V161H257V159H255L253 157V154L256 152V150H257V153H260V154L264 153V150H263L264 146L261 147L262 149L259 147L260 148L259 149V148H257L258 146L255 145V143H253V144L249 143L248 145L246 143H243L245 146L243 144H241L240 145L241 149H239V153H238L237 145L241 143L240 142L241 140H239L238 141L239 143H237V140H235L232 137V135L231 136L229 135L230 136V138H229V136L221 134V138H216L215 134H213L214 135L213 139L215 141L217 139L216 142L220 144L219 148L225 150V152L221 153L222 155H219L217 153H216V155H209L208 158L201 155L202 156L201 159L205 160L211 164V166L213 167V172L217 175V177L215 178L211 174H209V175L203 174V173L201 174L200 172H198V170L195 171V170L191 169L190 171H188L187 169H184L194 177L197 175L195 178L192 177L191 175L188 176L189 179H190V177L192 178L190 180H192V182H193V184H192L193 189L190 192L186 193L187 196H184L185 193L183 194L182 192H179L176 190L178 189V186L180 184L179 183L180 178L185 180L186 176L182 175V177L181 176L177 177L176 176L177 173H174L171 171V168L173 170L176 169L177 172L179 171V170H177V165L175 164L174 155L177 153V151L179 152L182 149L186 148V147H184L185 146L184 139L178 141V143L171 142L167 145L168 142L166 141V138L164 137L165 134L160 135V137L154 138V135L156 133L153 132V130L151 131L150 129H148L149 130L148 131L147 129L143 128L142 123H141L143 118L140 120V118L138 117L139 116L138 114H140V111H137L135 106H131L129 104L128 105L129 108L127 109V106L124 105V107H123L121 104L122 107L119 109L122 110L124 108L123 111H117V112L115 111L114 112L113 110H109V109H111V107L109 105V104H111V102H106V103L103 102ZM108 105L110 108L107 107ZM111 106H112V109H113V107L114 108L116 107L114 105H111ZM193 106L194 107H200L198 102H195ZM218 106L223 107L225 111L223 110V108H220ZM237 106H239V105H237ZM132 107H134L133 109H135V110H132ZM107 108H108V110H107ZM161 109L162 108H159V107H157V109H148V111H150V112L145 110L146 111L145 114L152 113V111H154V110L160 111ZM128 110H130L129 111L130 113H128ZM192 110H194V108ZM198 111L200 112L201 110L200 109L194 110L192 112V116L197 114V113H198L197 115H200ZM235 111L236 110L234 107L232 109V112H235ZM121 113L123 115V118H121V122H120L119 121L120 120L119 115ZM201 113H202V111H201ZM127 114H128V116H127ZM83 115H84L83 119H85V121L83 119H81ZM90 115H91L92 119L90 118ZM8 116H10V114L7 115L6 117H4L3 120H1V122H0V144H2L3 142H5L7 140H11L13 138L9 134V131H11V132L14 131V128L10 127L9 122H7ZM87 116L89 117V119ZM73 117H75V118H73ZM78 117H80L81 120L78 119ZM114 117H116V118H114ZM133 123H135V124H133ZM144 123H146V122H144ZM79 124L81 126H79ZM124 125H127L126 127H129L131 125V127L126 128V127H124ZM76 126L77 127L79 126L78 129ZM179 126H181V125H179ZM139 127H141L140 128L141 130L139 129ZM88 128L91 131H88ZM93 129H94V131H93ZM138 129L140 130L141 133H142V131H146L149 134L147 136L142 135L140 132H138L139 131ZM226 129H228V128H226ZM78 131H80V132H78ZM118 131L121 134L118 133ZM90 132H91V134H90ZM184 133H186V129H185V131L181 132L180 135L183 137ZM114 134H116V135H114ZM139 135H142V136L139 137ZM101 136L103 137L104 140L101 138ZM224 136L228 137V138H225ZM96 138H98V141ZM144 138H145V140H144ZM115 139H116V141H115ZM101 140H103V142ZM104 141H107L108 143L104 142ZM193 141H194V137L190 136L189 142L192 143ZM143 142H145V143H143ZM248 142H250V141H248ZM102 143H105V144H102ZM177 144H179V145H177ZM158 145H159V147H158ZM194 145L196 147L198 146L197 143L195 144V142H194L192 147H190V148L195 149L196 147ZM235 145H236V147H235ZM16 146H18V145H16ZM246 146H248V147L246 148ZM258 150H260V151L262 150L263 152L262 151L260 152ZM187 152L189 153L190 151L187 149ZM131 155L133 157V154H131ZM196 155H197V153L190 152L185 158L190 159L189 161L194 163L193 161H195L194 158L197 157ZM120 157L121 158H127V157H123L121 155H120ZM262 157H263V159H261ZM220 158H221V160H220ZM235 158L237 159V161ZM191 159H193V160H191ZM252 159H254L256 161H254ZM118 160H120V159H118ZM159 161H160V163H159ZM4 162H6V161H4ZM1 163H2V160L0 161V164ZM7 163L12 164L13 162L8 160ZM133 170H135V169H133ZM216 170L217 171L219 170V171L217 172ZM186 171H183V172L185 173ZM183 172L181 171L182 174H183ZM166 174H169V176ZM183 176L185 178H183ZM156 177L167 178V180L166 179L163 180V181L166 180L167 182L161 183L160 182L161 179H158ZM205 177L207 180H205ZM35 178H37V177H35ZM88 178H90V177H88ZM104 178H105V180H104ZM153 178H156V180ZM168 178H169V180H168ZM11 179L14 180L15 178H11ZM114 179L116 182L114 181ZM116 179H118V180H116ZM245 179H247V180L245 181ZM151 180L152 181L155 180L154 183ZM144 181H146V182H144ZM216 181H218V184ZM114 182L116 184H114ZM149 182L151 184H149ZM23 183H24V181H23ZM97 183L99 185H97ZM152 183H153V188H152ZM196 183H198V184H196ZM204 183H206V184L204 185ZM143 185L144 186L147 185V186L144 187ZM204 186H206L207 188ZM208 186H210V188H208ZM115 187H117V188H115ZM194 187H195V189H194ZM136 188L139 189V186H136ZM211 188H212V190H211ZM30 189H33V191L28 192L27 190L31 191ZM171 190L173 192H171ZM217 190H219V191H217ZM36 191H38V192H36ZM163 191L165 193H163ZM148 192L152 193V194L150 193L152 197L156 196L155 198H158L160 196L158 199L160 201H162L161 206H159V205H156L153 207L149 206L148 207L149 213H148V210L146 211V210H143L140 208V207H143V204L141 205V202L139 201V199L144 198L145 196H148V195L150 196V194ZM1 193L4 195H2ZM142 194H144V195H142ZM203 194H206V195H203ZM139 195H141V196H139ZM171 195H173V196H171ZM15 196H18V197L16 199H11V197L13 198ZM62 196L63 197L65 196V198H63ZM66 196H68V197H66ZM117 196L119 198H121V194L118 193ZM203 196L206 198H204ZM207 196H208V198H207ZM78 199H83V197L78 198ZM199 199H201V201ZM85 200L86 199L84 198V201ZM182 200H184L186 202V204L188 202V204L185 205V202ZM197 200L200 203H196ZM92 202L95 204L97 201L95 200ZM180 203H182V204L180 205ZM170 204H171V206H170ZM172 205H174V206H172ZM15 212H17V213L15 214ZM142 213L145 215H143ZM148 217H150L151 220ZM152 219H153V221H152ZM149 225H150V227H149ZM221 225L224 227L222 228ZM151 227H152V229H151ZM234 227H236L237 229ZM156 232H158V234ZM154 234L157 236H155ZM217 234L219 237L217 236ZM244 234H246V236L248 238H246V236ZM159 236H161V237H159ZM15 237L16 238L19 237L20 241H16ZM188 238H189V240H188ZM191 239L194 241L195 245L191 244ZM220 240L223 243H221ZM237 240H239V239H237ZM7 241H10V244H11L10 248H8V249H6V246H5ZM150 242H152V244L148 245ZM191 245H192V247H191ZM194 247H195V249H194ZM198 249H199L200 253L198 252ZM257 250H259V251H257ZM196 252L199 255H197L195 257ZM204 252H206V253L204 254ZM7 253H9V254H7ZM182 253H185L186 255L182 254ZM243 253H245V254H243ZM252 253L254 254V256ZM259 253H261V254L259 255ZM209 255H210V257H209ZM66 256L68 259L66 258ZM159 259H161V260H159ZM188 259L191 261L188 262ZM203 259H205V260H203ZM212 259H214V260H212ZM226 260L228 261L227 263L225 262ZM182 261H183V263H182ZM229 261L230 262L232 261V262L230 263ZM145 262H149V263H145ZM170 264H173V263H170Z\"/></svg>", "mask_w": 264, "mask_h": 264}]
</instances>
